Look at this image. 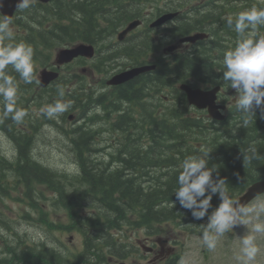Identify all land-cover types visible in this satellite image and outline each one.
Wrapping results in <instances>:
<instances>
[{
	"label": "trees",
	"instance_id": "1",
	"mask_svg": "<svg viewBox=\"0 0 264 264\" xmlns=\"http://www.w3.org/2000/svg\"><path fill=\"white\" fill-rule=\"evenodd\" d=\"M99 7L98 4L96 9ZM254 7L264 8L258 3H255ZM57 11L55 8L50 9L48 21H52V23L48 29L40 27L36 29V32L26 31L22 34L14 32L12 40H4L0 44L23 42L30 45L34 52V74L38 62L46 63L44 57L50 60L53 48L69 36L73 38L77 33L73 30V25H63L64 14ZM85 16L80 24L79 36L81 40L91 42L95 41V38L98 40L103 34L100 36L99 31H95L96 24L91 23L93 16L88 14ZM258 32L264 35V26H259ZM214 42L212 44H215ZM209 47L210 45L205 44L201 47L199 56L192 59V64L184 70V73H189L199 80H217L212 76L213 61H206L209 57H214L210 55ZM221 60L223 59L218 57L219 63L222 62ZM5 71L14 78L18 95H20V89L25 90L24 84H20V82L24 81L11 66ZM158 75L159 77L156 78L158 79L157 88L166 84L163 81L165 74ZM25 84L27 85V83ZM130 85L129 83L127 87L121 86L113 92L114 98L103 101V103L107 102L109 106H112L111 109L117 113L110 123V127L123 136L119 144L120 149L118 146L115 152L111 156L109 155L110 161L105 163V166L110 168L97 171L90 169L92 166L98 169V162L91 157L94 131L90 130L88 125L72 130L70 144L81 174L75 178V183L71 184L72 187L69 189L64 185L66 178L63 179L55 175L29 155L32 138L28 135V129H31V126H23L21 122L15 123L10 119L12 114H8L9 117L5 115L4 103L1 105L0 128L15 143L18 158L10 163L0 155V190L2 192L5 190L6 171H10L19 184L23 183L27 187L31 186L33 182L46 185L55 195L54 204L61 205L71 221L69 224L49 223L47 214L43 213L38 201L32 199L28 192L27 196L31 198L34 208L43 213L42 222L50 231L80 233L84 236L85 246V250L81 254L65 252L66 255H63L56 250L57 246L55 245L47 247V243L38 242L27 246L22 242V249H15V254L9 259H3L1 264H109L102 246L108 248L110 253L115 247L114 242L108 241V238L107 242L104 238L111 228L119 229L122 224L121 220L124 218L136 213L140 219L136 223L137 226H149L152 222L179 219L180 215H176L175 208L171 206L172 203L179 204L175 195L172 194L179 165L184 158L199 154L203 149L211 151L208 161L209 167L216 168L213 178L218 176L225 179L228 195L231 198L236 192L240 194L251 183L264 177V159L254 160L251 165L243 161L246 150L252 147L256 148L258 153L264 157V118H261L259 112L256 113L248 126H244L241 114L236 111L234 104L224 123L236 122L239 124L234 126L231 124L232 127L227 128L230 123H223L224 126L226 125V127H222L223 131L227 128L226 130L231 131L229 133L217 129L209 133L208 129L203 126V120L183 117L184 113H180L176 109H164L159 112L160 108H156V114L155 110L151 112L147 108V103H138L144 97L142 90L135 91L129 88L127 91ZM69 96L72 109L79 106L82 115L88 111L92 104L91 96L88 94L83 99ZM52 97L55 98V95ZM1 100L3 101L2 97ZM123 100L129 101L133 105L130 110L124 113L119 111L120 103ZM25 103L27 104L28 101L22 98L17 100L16 109H18L17 106H23ZM107 115L108 113H106V118ZM95 118L96 116H92L90 120L94 121ZM90 120L88 122H92ZM136 127H139V131ZM32 129L34 130L33 127ZM145 138L149 140L148 144L143 143ZM155 167L156 172L160 173H151ZM145 180L150 184L143 187L141 182ZM88 199H91L90 204L85 203ZM210 203L212 209L210 208L209 211L217 208L221 201L218 196H213ZM87 207L91 209V213L83 215L80 211L88 209ZM189 214L192 218L190 212Z\"/></svg>",
	"mask_w": 264,
	"mask_h": 264
},
{
	"label": "clouds",
	"instance_id": "2",
	"mask_svg": "<svg viewBox=\"0 0 264 264\" xmlns=\"http://www.w3.org/2000/svg\"><path fill=\"white\" fill-rule=\"evenodd\" d=\"M34 2L19 0L17 8L27 9ZM226 23L238 34L239 39L235 47L223 56L222 79L228 88L235 91V109L241 114L243 125L248 126L257 112L264 118V35L258 32L259 26H264V8L252 7L238 13L235 19L226 17ZM11 24L10 17L0 15V42L13 39ZM33 55V48L23 42L0 45V97L3 98L5 115L12 114L11 118L16 123L22 122L27 113L16 109L17 84L5 70L11 66L25 83H33ZM36 82L39 83V80ZM59 95L64 96L63 88L59 89ZM70 106L71 102L57 101L42 111L48 118H56ZM210 152L203 149L199 154L189 155L182 160L172 194L194 219L201 220L207 215L208 222L202 227L201 239L209 250H214L218 238L234 226L250 225V231L239 239L240 249L236 260L239 264H254L261 251L256 243V234H264V200L252 207L234 201L228 195L225 179L218 176L213 178L216 168L209 167ZM260 159L264 157L254 147L247 149L243 156V161L249 165ZM213 196H218L221 203L208 215Z\"/></svg>",
	"mask_w": 264,
	"mask_h": 264
},
{
	"label": "rangeland",
	"instance_id": "3",
	"mask_svg": "<svg viewBox=\"0 0 264 264\" xmlns=\"http://www.w3.org/2000/svg\"><path fill=\"white\" fill-rule=\"evenodd\" d=\"M196 1V0H195ZM193 3L192 1L186 3V5H190ZM242 4V3H241ZM82 19L84 16L82 13ZM191 15V14H189ZM111 20V18H110ZM185 20V18H184ZM167 32L171 33L170 30H167ZM112 35V31H109L107 29L106 32H104V39L102 41L107 42L109 38ZM96 40V39H95ZM97 43H100L98 41ZM100 51H106L105 47L101 46L98 48ZM115 51V48H108L107 49V55L102 63L103 68L108 71L105 73H95V78L98 80H101L103 78L109 77L111 74H113L118 68H116L115 64L117 66L121 64L120 59L115 62L112 58L108 59L109 54L113 53ZM212 52V51H211ZM93 62H89L86 64L87 66L92 65ZM82 66V65H81ZM81 68V67H80ZM114 68V70H111ZM116 68V69H115ZM121 69V67H119ZM110 71V72H109ZM89 80V79H88ZM90 83V81H89ZM154 104V103H153ZM155 105V104H154ZM48 105L44 104L43 106H40L39 109L36 106H32L31 113L32 115L39 117L44 112L42 109H45ZM99 111V110H98ZM70 113L78 114L80 110H72L69 111ZM94 110L87 115L89 117ZM64 114V116H63ZM63 114H60L56 118H52L53 122L48 123L47 120H45V116L42 115L40 117V123L38 126V131L33 137V159L41 163L43 166L49 168L52 172H54L57 176H63L64 175H70L72 178L76 176V164L74 159V152L71 149V145L69 142V139L66 135L62 134V131L60 130L62 127L66 128V130H70L75 127H79L83 125L87 120L84 122L81 119H77V121H69L67 120L66 112ZM99 114V113H98ZM55 120V121H54ZM56 122V123H55ZM21 123L27 124V119L23 118ZM98 122L94 123L97 124ZM56 126L59 128V130L56 129ZM88 127L90 129H99L102 126L97 125H91L88 123ZM137 131H139V127H136ZM113 133H107L102 132L96 141V146L94 148L96 149H102V151H97L95 154H92V158L98 162V169L94 168L93 166L90 168L92 170H101L110 168L109 166H105V163L110 161L108 156L111 153L115 146L114 141L115 137H113ZM98 144V145H97ZM120 149V146H119ZM118 149V150H119ZM0 151L3 154L17 151V147L15 144H13L8 137H6L2 132H0ZM105 162H101L104 161ZM152 173H160L156 172V167L152 169ZM69 176V177H70ZM71 177L68 178L69 180L72 179ZM9 185L12 184L13 178L9 177L7 179ZM143 184V181H142ZM149 184V183H148ZM12 199H6L5 207H3L2 212L6 214V222L9 223L12 227V231H5L1 225H3V221L0 219V238H6L10 239L11 242L12 238L10 237L11 234L16 233L23 239H25V242L27 244L31 243H38L41 241H52L53 243H57L61 249H56L59 252L65 254V251L68 249L71 250H80L81 249V239L74 234H65L62 235L61 233H55L53 236L49 235L47 232V229L45 225H43L40 220L38 219L39 213L33 209L27 202H24V192L28 193L31 196H34L38 199V205L42 207V209L47 213V218L49 221L54 223H66L67 222V215L64 211L65 209L61 205L54 206V195L50 191V189L44 185V184H38L33 182L31 186L27 187H19L16 191H10ZM15 199V200H14ZM18 199V200H16ZM91 199H88L86 204H90ZM93 200V199H92ZM260 200H264V194L254 199L247 207H252L255 203H257ZM176 204H174L172 207H175ZM187 213L190 212L189 210H185ZM86 211H83V214H86ZM264 217V216H262ZM123 237H122V244H125L126 250H130L131 247L128 245V242L131 243L136 249L134 256L126 259V263H132V261H136L137 263L144 264L147 262V259H149L150 256H144V258H141L142 250L141 248H137V243L134 242L133 237H135L137 234L138 239H141L142 237H145L147 232L146 230H138L136 231L135 228L131 227H123ZM182 228L179 227V223L174 222L170 224H164L163 225V234H160L161 236H171L175 239V242L180 244L182 247V258L180 260L183 261V264H224V259L226 262H230L234 260L236 253L230 249L226 254L222 250H220L219 241L217 242L216 248L214 250L208 251L203 253L201 252V238L198 236H195L194 234H186L185 231L182 232ZM239 235H236V238ZM105 238L109 237L106 234ZM119 238H121V235H119ZM219 239H223L225 242L229 243V239L226 237H219ZM107 241V242H108ZM51 242V245H48L49 247H52L53 243ZM50 243V242H49ZM259 243V241H258ZM120 244V243H119ZM3 261V259H0V264ZM260 263L259 261L254 262V264Z\"/></svg>",
	"mask_w": 264,
	"mask_h": 264
},
{
	"label": "flooded vegetation",
	"instance_id": "4",
	"mask_svg": "<svg viewBox=\"0 0 264 264\" xmlns=\"http://www.w3.org/2000/svg\"><path fill=\"white\" fill-rule=\"evenodd\" d=\"M107 5H101V9L98 10L99 15H104L108 17L107 20L113 25H118L116 29L112 28V35L105 45V49L115 48L113 53H110V57L117 62L118 59L121 61L122 71L130 70L136 66H140L145 63H152L156 65V55L162 51V48L167 44L162 45L165 41L170 40V36L166 34V30L174 26L177 21L176 18L168 22V26L162 30L152 27V24L156 21L160 15L165 14L170 11H175L176 6L169 3L172 0H99ZM94 0H89L86 4L89 7H95ZM96 3V2H95ZM114 19V20H113ZM133 20H139L140 25L135 29L128 32L124 38L119 41L117 39V34L126 28L128 23ZM161 29V28H160ZM163 42V43H162ZM194 45H185L183 49H187L188 52L193 50ZM97 48V47H96ZM107 54V52H106ZM183 54V53H181ZM117 66V64H115ZM222 76V74H221ZM156 77V76H155ZM159 77V76H158ZM151 79V73H142L135 77L130 82V87L127 91L134 90L132 86L137 83H141L145 80ZM156 81V80H155ZM150 241V237H146V242ZM167 239L164 241L157 239L156 243L151 246L153 250L149 253L150 258L146 264H165L171 256H173L175 249L174 246H168L166 244ZM159 243V244H158ZM156 245H161L157 250ZM171 247V248H170ZM153 260V261H152Z\"/></svg>",
	"mask_w": 264,
	"mask_h": 264
},
{
	"label": "water",
	"instance_id": "5",
	"mask_svg": "<svg viewBox=\"0 0 264 264\" xmlns=\"http://www.w3.org/2000/svg\"><path fill=\"white\" fill-rule=\"evenodd\" d=\"M41 2H47L48 0H39ZM19 0H0V10L3 15H6L8 17H11L14 10L17 8ZM157 24H160V22H157ZM199 38L201 35H197ZM194 37V38H198ZM78 55H86V56H92L93 52L91 47H86L83 45L77 46L72 50H61L58 59L59 62H67L72 60V58L78 56ZM143 71V68L135 71V73ZM56 74L52 72L44 71L42 73V85H47L49 81L56 78ZM127 80L126 73H120L115 75L111 81L110 84L117 85L125 82ZM182 90H184L187 94V97L190 101V103L195 104L199 108H208L209 114L211 117L215 119H221L220 114L217 112L218 108L215 106V95L213 94V91L209 92H202L200 90H192L188 86H181ZM264 192V181H259L254 183L251 188L248 189L247 193L243 196V198L240 200L241 205H245L249 200H251L254 196Z\"/></svg>",
	"mask_w": 264,
	"mask_h": 264
},
{
	"label": "bare ground",
	"instance_id": "6",
	"mask_svg": "<svg viewBox=\"0 0 264 264\" xmlns=\"http://www.w3.org/2000/svg\"><path fill=\"white\" fill-rule=\"evenodd\" d=\"M75 10L78 12V13H82L83 14V12L80 10V8H79V6H76L75 7ZM93 13H96V12H93ZM97 14V13H96ZM84 15V14H83ZM85 16V15H84ZM87 16V15H86ZM93 20V19H92ZM92 23V22H91ZM94 25V24H93ZM116 26H118V25H113L111 22H110V20H109V31H111V29L112 28H115ZM80 27H81V25H80ZM82 27H83V25H82ZM97 27V26H96ZM96 27L94 26V29H96ZM105 32H106V30H105ZM216 37L217 36H219L218 34H216L215 35ZM96 39V38H95ZM104 39V33H103V35L101 36V38H99L98 40L96 39L95 41H92V42H98V41H100V40H103ZM214 42V40L213 39H210L209 41H206V43H205V45H210V47H209V50H210V52L211 51H214V50H216V46H215V44H212ZM212 44V45H211ZM111 57H110V55H109V57H108V59H110ZM217 63L216 62H213L212 63V65H211V67H213V65H216ZM220 65H219V67H220V70H219V73L218 74H216V75H214V74H212V76L215 78V79H217L219 76H221V74L223 75V71H224V67H223V63L222 62H220L219 63ZM142 73H144V72H140L139 74H142ZM138 74V75H139ZM172 78V75L170 74V73H166L165 74V76L163 77V81H165V82H167L168 80H170ZM155 107V105L153 104V102H148V109L149 110H151V112H152V109ZM121 110L124 112V108L122 107L121 108ZM136 133H139V132H136ZM106 241H107V238H104Z\"/></svg>",
	"mask_w": 264,
	"mask_h": 264
}]
</instances>
